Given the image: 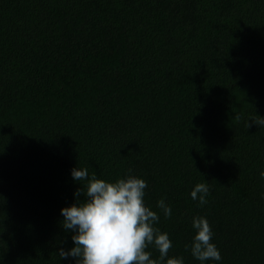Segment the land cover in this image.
Returning <instances> with one entry per match:
<instances>
[{"label":"trees","instance_id":"trees-1","mask_svg":"<svg viewBox=\"0 0 264 264\" xmlns=\"http://www.w3.org/2000/svg\"><path fill=\"white\" fill-rule=\"evenodd\" d=\"M262 117L264 0H0V264H75L77 167L144 179L169 257L204 217V264H264Z\"/></svg>","mask_w":264,"mask_h":264},{"label":"clouds","instance_id":"clouds-1","mask_svg":"<svg viewBox=\"0 0 264 264\" xmlns=\"http://www.w3.org/2000/svg\"><path fill=\"white\" fill-rule=\"evenodd\" d=\"M235 119L239 120L240 116ZM258 126H264V117L251 120ZM250 123L246 127H250ZM129 174L114 182L89 178L87 168H73L71 175L74 181L86 182L77 189L74 195L85 199L61 209L62 227L72 230L74 246L69 250L61 248L58 256L62 259L72 257L75 264H158L151 253L146 251L154 245L159 251V260L166 264H184L183 257H169L173 247L167 233H162L155 223L159 221L156 211L145 204L144 179ZM260 176L264 179V171ZM209 187L206 183H197L191 191V198L200 205L207 203ZM157 207L166 218L172 215L171 208L163 199ZM192 226L196 230L190 245L192 256L201 264L205 261L221 260L220 251L212 242L213 231L204 217H194Z\"/></svg>","mask_w":264,"mask_h":264}]
</instances>
